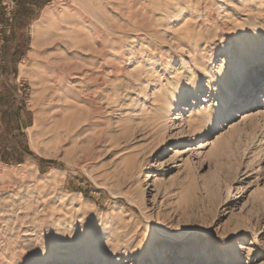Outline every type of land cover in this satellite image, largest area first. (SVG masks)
Instances as JSON below:
<instances>
[{
	"label": "rangeland",
	"instance_id": "rangeland-1",
	"mask_svg": "<svg viewBox=\"0 0 264 264\" xmlns=\"http://www.w3.org/2000/svg\"><path fill=\"white\" fill-rule=\"evenodd\" d=\"M0 264H264V0H0Z\"/></svg>",
	"mask_w": 264,
	"mask_h": 264
},
{
	"label": "bare ground",
	"instance_id": "bare-ground-1",
	"mask_svg": "<svg viewBox=\"0 0 264 264\" xmlns=\"http://www.w3.org/2000/svg\"><path fill=\"white\" fill-rule=\"evenodd\" d=\"M187 38H188V37H187ZM156 115H157V114H156ZM159 115H160V114H159ZM159 117H160V116H157V119H158ZM158 120H159V119H158ZM158 120H157V121H158ZM100 140H101V139H100ZM128 171H129V169H128ZM126 172H127V171H126ZM127 174H128V173H127Z\"/></svg>",
	"mask_w": 264,
	"mask_h": 264
}]
</instances>
